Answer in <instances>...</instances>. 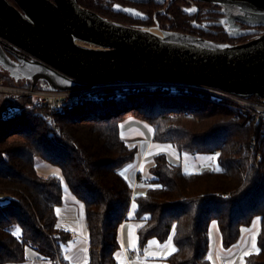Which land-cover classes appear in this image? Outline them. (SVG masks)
Here are the masks:
<instances>
[{
    "label": "trees",
    "instance_id": "trees-1",
    "mask_svg": "<svg viewBox=\"0 0 264 264\" xmlns=\"http://www.w3.org/2000/svg\"><path fill=\"white\" fill-rule=\"evenodd\" d=\"M88 9L96 10L89 4ZM186 16L173 9L158 13L162 29L216 42L246 41L226 39L223 33L198 34L203 30ZM119 22L134 24L130 18ZM133 90L63 111L25 109L5 119L9 107L22 108L29 101L10 100L1 92L8 102L0 105V264L23 263L28 246L51 264H66L63 246L72 235L57 227L56 214L64 186L82 205L87 234L84 264H119V229L132 202L133 218L140 222L138 248L152 240L164 242L172 234L175 251L167 259L170 264H212L211 225L216 224L227 250L256 220L257 250L247 253L241 264H264V128L248 117L234 118L233 110L211 103L197 90L186 95H171L163 88ZM126 118L152 128L154 147H171L179 155L206 160L220 150L217 167L185 173L168 152L158 150L149 156L152 165L150 178L142 183L145 190L133 191L120 171L137 153L120 136ZM36 159L56 166L60 173L41 175ZM17 228L20 233L14 235Z\"/></svg>",
    "mask_w": 264,
    "mask_h": 264
},
{
    "label": "water",
    "instance_id": "water-1",
    "mask_svg": "<svg viewBox=\"0 0 264 264\" xmlns=\"http://www.w3.org/2000/svg\"><path fill=\"white\" fill-rule=\"evenodd\" d=\"M13 1L19 9L0 0V46L4 43L29 57L31 79L39 82L34 86L40 89L67 91L93 84L162 82L264 99L262 30H254L258 34L251 39L232 44L162 29L157 24H121L82 8L76 0ZM202 1L235 8L232 19L228 13L222 19L229 21L222 24L225 30L239 29L235 22L264 27V0ZM252 32L243 30L242 34ZM8 96L10 100L19 98Z\"/></svg>",
    "mask_w": 264,
    "mask_h": 264
},
{
    "label": "crops",
    "instance_id": "crops-1",
    "mask_svg": "<svg viewBox=\"0 0 264 264\" xmlns=\"http://www.w3.org/2000/svg\"><path fill=\"white\" fill-rule=\"evenodd\" d=\"M127 120L135 119V118H126ZM148 125V124H147ZM149 126V125H148ZM150 127V126H149ZM151 128V127H150ZM150 130V129H149ZM153 131L150 130V138L145 143H143L141 148V155L132 161L130 164H126L124 167L121 168V173L124 176V178L131 184L133 191H142L145 190L142 181L148 179H143L140 177V174L143 169V164L146 163V161L150 158L149 156L158 150H165L169 153L171 157L174 159H178L179 155L176 151L174 152L173 148L171 147H154L153 144H151V137H152ZM120 136L124 142H128L129 139L127 135H125L124 132H120ZM140 139L143 141V138L137 137L133 138ZM178 154L179 156H177ZM187 158L194 163L201 164L206 161L204 157L201 156H191L187 153H183ZM70 197H66L63 199L62 206H58L57 209H59V214L56 211V214L58 215V224L60 221V218L62 217L66 221H75L74 217L75 214H77L78 218H81V208L78 204V201L69 194ZM64 196V192H63ZM134 202L130 205V210L127 215V218L124 220V222L121 224L119 229V238H120V251L117 253V261L119 264H170L168 262V257L174 253L173 249H175L174 244L171 241L169 242V237L172 238V234L168 237V239L164 242H157L151 247L147 244L142 249L138 248V236H137V229L140 226V222L135 221L133 218L134 210L133 208ZM74 208V210L70 209ZM56 209V210H57ZM258 222V221H257ZM78 227L80 228V222H78ZM64 229V228H63ZM81 230V229H80ZM69 231V230H68ZM72 231H76V229H72ZM72 231H69L71 233V239L73 238ZM259 231V224L254 223L253 226L248 229H243L242 235L238 241L237 244L232 246L231 248L225 250L221 246V239H220V233L218 231V228L215 223L211 225L210 229V248H209V258L212 262V264H217V258L220 257L219 264L221 260H226L227 264H241L243 261L244 256L246 253L254 252L255 249V239L256 235ZM83 234V231H82ZM84 234L86 236L87 240V234L84 231ZM155 241V240H152ZM129 244L135 245V250L130 251L129 250ZM83 250L77 251L70 259L66 258L64 255L62 256V259L66 262V264H84L86 260V250H87V243H84ZM147 249V251H146ZM217 250V252L212 254V250ZM45 264H51L50 262L44 261Z\"/></svg>",
    "mask_w": 264,
    "mask_h": 264
},
{
    "label": "flooded vegetation",
    "instance_id": "flooded-vegetation-1",
    "mask_svg": "<svg viewBox=\"0 0 264 264\" xmlns=\"http://www.w3.org/2000/svg\"><path fill=\"white\" fill-rule=\"evenodd\" d=\"M155 1H159V3H156ZM8 2L12 4L14 7L19 9L18 5L13 0H8ZM76 3L80 5L82 8L90 10L114 22L123 24V22H119V21L120 20L123 21L125 19L130 18L134 21L133 25L152 26L157 24L159 25L160 28L161 26L158 19V13L159 14L164 13L167 10L173 9L177 11L179 15L180 13L181 14L187 13L186 21H188V16H190L189 20L191 21V25L196 26L199 30H203V31H198V34L207 35V34L223 33L227 36L226 39H228L229 37L230 40L237 42L238 40L241 39L248 40L255 37L258 33H254V30L264 31V27H260V26L252 27L247 24H243L239 22H235L236 25L239 26V29L235 31L232 29L225 30L222 24L226 26L229 21L228 22L226 21L224 23L222 22V19L227 13H228V19H230L231 13H233L235 8L231 6L224 7L222 5L209 1L150 0L146 3L144 2L140 3L131 0H90L89 2L87 0L84 1L76 0ZM88 4L90 5V8H94L96 10L88 9ZM105 13H108L110 16L114 17L117 20L110 18L109 15H104ZM137 14L139 17H134V15ZM150 22H152V24H150ZM229 26H233V24L230 23ZM243 30H245L246 32H252V31L253 32L242 34ZM195 36H199V35H195ZM31 76H32L31 64L29 62V57L23 55L22 52L13 49L11 47L9 48V46L5 45L4 43H1L0 82L3 81L10 85H20V86H29V85L34 86L35 83L36 84L38 83L37 85H39L38 81H32Z\"/></svg>",
    "mask_w": 264,
    "mask_h": 264
},
{
    "label": "built area",
    "instance_id": "built-area-1",
    "mask_svg": "<svg viewBox=\"0 0 264 264\" xmlns=\"http://www.w3.org/2000/svg\"><path fill=\"white\" fill-rule=\"evenodd\" d=\"M8 87H5L7 89ZM150 88L170 89V94H188L191 90H197L205 94L208 100L214 104H221L233 110L238 116H245L256 123H259L264 128V99L256 97L243 98L224 91L199 87L189 84L181 83H162V82H129V83H107V84H93L90 87L67 90V91H51L43 89H17L14 93L24 97V100L29 101L22 108H9L3 115V119L8 116L15 115L27 109L46 108L50 111H63L66 107H71L77 104L87 102H97L103 99H111L128 94L132 89L146 90ZM133 90V92H136ZM24 94V95H23ZM201 97V95H199ZM252 147L255 146V140L251 141ZM220 150H214L207 159L211 164H215L216 156ZM146 180L142 181L145 183ZM59 264H64L59 262ZM220 264H227L226 260H221Z\"/></svg>",
    "mask_w": 264,
    "mask_h": 264
},
{
    "label": "rangeland",
    "instance_id": "rangeland-1",
    "mask_svg": "<svg viewBox=\"0 0 264 264\" xmlns=\"http://www.w3.org/2000/svg\"><path fill=\"white\" fill-rule=\"evenodd\" d=\"M0 83L3 84L4 82L2 81ZM2 84H0V99H1L0 105L2 104V102H8L7 98L4 97L1 94V92L6 93L7 95H17V96H19V98H18L19 100L24 99L23 96H21L19 94H15L14 92L17 89L23 90V89L27 88L28 86L10 85V84H6V85L3 84L2 85ZM29 86H31V85H29ZM5 87H8V88L5 89ZM31 89H34V88H31ZM9 108H12V107H9ZM149 129L152 130V128H150L147 125V123H145L144 121H141L139 119H131V120L125 119L120 125V132L121 133L124 132L125 135H127L128 139H129V141L126 143L129 146H133L136 148V152H137L136 158L141 155V151H142L141 148H142L143 143H145L147 140H149V138L151 136ZM137 137L143 138V141H141L140 139L133 140V138H137ZM176 155L179 156L178 154H176ZM181 155L182 156H179L178 159H174L173 157H171L168 154V156H170V158L177 161L174 163H177V164L179 163L181 165V168L185 173H197L203 169H215L217 167L216 164H211L207 160L201 164H198V163H194L193 161L189 160L187 158V156H185L184 154H181ZM35 163H36L37 171L43 176L58 175L60 173L59 169L56 166H52L51 164L47 163L46 161H43L42 159H36ZM130 163H132V161H130L127 164H130ZM151 165H152V162L150 159H148L146 161V163L143 164V169H142V172L140 174L141 178H143V179H149L150 178L149 169H150ZM63 192H64L63 199L66 197H70L69 190L65 186H64ZM78 204L80 205V208H81V218H78L77 214H75L73 218H75L76 223H75V221H68V220L66 221L62 217L60 218V221H59V226L64 228L65 230L72 231V229H76V231H72V233L74 235L72 240L71 241L69 240L63 246L64 256L68 259H70V257H72V255L77 253V251L83 250V248L85 246L84 243L85 242L87 243L86 236L84 234V231L86 232V230H85V224L83 221L82 205L79 202H78ZM70 209L74 210V208H70ZM256 221H258L256 223L259 224V220H256ZM78 222H80V228L78 227ZM251 227H249L248 229H250ZM82 231H83V234H82ZM256 250H257V247H255V249L253 251H256ZM216 252H217L216 249L212 250V254L214 253V256H215ZM44 261H46V260L41 259L40 255L31 246H28L26 248V260L20 264H45ZM219 261H220V257L217 258V264H219ZM46 262H48V261H46Z\"/></svg>",
    "mask_w": 264,
    "mask_h": 264
},
{
    "label": "snow or ice",
    "instance_id": "snow-or-ice-1",
    "mask_svg": "<svg viewBox=\"0 0 264 264\" xmlns=\"http://www.w3.org/2000/svg\"><path fill=\"white\" fill-rule=\"evenodd\" d=\"M121 174H123V173H121ZM136 207V205L135 204H133V208H135ZM57 211V213L59 214V209H57L56 210ZM57 227H59V225H57ZM19 233H20V230L17 228L16 229V232L14 233V235H19ZM171 237H169V242L171 241ZM156 243V241H149L148 242V245H149V247H151V245H153V244H155ZM129 250L130 251H133V250H135V245L134 244H129ZM146 251H147V249H146ZM173 251H175V249H173ZM246 255H247V253H246Z\"/></svg>",
    "mask_w": 264,
    "mask_h": 264
},
{
    "label": "bare ground",
    "instance_id": "bare-ground-1",
    "mask_svg": "<svg viewBox=\"0 0 264 264\" xmlns=\"http://www.w3.org/2000/svg\"><path fill=\"white\" fill-rule=\"evenodd\" d=\"M214 104V103H213Z\"/></svg>",
    "mask_w": 264,
    "mask_h": 264
}]
</instances>
